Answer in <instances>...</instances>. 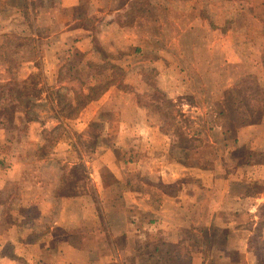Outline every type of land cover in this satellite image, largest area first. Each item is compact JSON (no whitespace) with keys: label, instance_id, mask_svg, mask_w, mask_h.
<instances>
[{"label":"rangeland","instance_id":"1","mask_svg":"<svg viewBox=\"0 0 264 264\" xmlns=\"http://www.w3.org/2000/svg\"><path fill=\"white\" fill-rule=\"evenodd\" d=\"M25 1L33 3L38 14L37 4L41 0ZM42 1L50 3L54 0ZM120 1L124 8L111 22L105 15L94 13L96 9L90 6V23L87 25L94 27V37L90 40L92 58L83 55L79 62L78 55L83 52L75 49L79 54L65 55L57 77L56 73L45 76L40 70L38 47L34 37L28 34L30 29L18 22V26L15 25V18L10 16L17 6L24 4V0H0V95L8 83L15 88L14 95L23 92L28 96L37 92L35 107L31 109V117L37 119L30 122L20 119L16 126L12 125L14 128L7 120V125H0L7 130L2 131V135H6L2 150L14 157L16 164L24 166L10 187L16 214L0 216V229L1 221L5 227L6 220L16 222L21 218L17 214H21L20 208L24 205L22 191L29 193L26 201H37L28 210L33 219L35 214L48 209L40 201L42 198L37 196L38 182L46 183L47 191L56 190L54 197L57 200L45 215L46 219H39L38 230L33 236L42 235L60 218L62 205L78 202L80 208L90 211V206L85 207L86 204L88 206L87 199L66 200L64 197H84L90 193L92 208L99 207L95 197L99 188L92 186V174L100 175L105 185L111 186L107 189L112 190H105L107 194L103 192V207L116 206L118 200L115 195L109 196L108 193L119 191L121 187L130 188L126 181L118 184V171L125 169V163L129 161L137 162L134 169L126 172L128 179L130 176L136 180L135 176L142 174L138 172L141 171L140 163L161 160L156 158H162L160 153L164 151L162 145L167 143V136L171 146L164 152L173 162L191 168L180 180L181 185L176 183L168 189L179 195L184 192L186 207L194 214V205L188 204L187 197L198 190L193 183L198 166L208 170L209 177L212 170L222 166L221 153L217 149V145L224 142L220 140L221 136L228 134L233 138L232 132L262 120L264 0ZM87 9L83 7L74 12L58 10L57 14L67 18L74 13L84 19L88 17ZM24 31L26 35L20 34ZM38 31L41 36L51 33L49 29ZM26 44L31 46L34 54L28 52L25 56L16 52V45ZM4 52L13 53V61H6ZM12 63L11 69L8 68ZM38 72L40 76L34 89L29 77ZM187 90L192 92L190 96ZM14 103H17L16 99ZM88 104L89 110L85 111ZM82 112H89L90 117L85 119ZM251 120L254 123L248 124ZM144 124L164 132V138H142L138 133ZM87 126L94 128L90 129L93 135L82 132ZM122 126L126 131L120 133ZM90 136L97 139L95 144L90 142ZM185 136H190V140ZM228 142L231 143L230 140ZM236 145L235 142L233 146ZM247 152L244 145L237 148L235 162L226 167L228 175L237 173L239 165L236 163L245 159ZM59 161L65 165L57 164ZM2 169L4 173L0 172V176H6L5 165ZM157 181V175L145 176L149 185L157 183L159 186ZM180 186L185 187L181 190ZM207 187L199 188L202 195ZM250 193L256 195V191ZM251 204L252 199L248 200L245 208H251ZM26 207L29 208L30 204L22 208ZM79 214L83 216L84 212ZM257 214L256 229L248 226L246 229L249 231L244 235L249 237L251 255L259 257L258 264H264V242L260 244L264 236L262 206L258 207ZM84 218L81 226L100 223ZM192 218L196 222L194 215ZM35 220L30 223L35 224ZM242 220L244 225L250 223L249 216ZM179 224L184 229L181 233L184 242L179 249L180 264H193L194 258L200 257L199 249L210 255L212 244L206 227L199 223L190 227ZM239 233L242 236V231ZM66 235L63 230L55 229L54 238L47 234L54 241ZM51 245L57 248L53 241ZM208 264L226 263L222 257L215 260L210 257Z\"/></svg>","mask_w":264,"mask_h":264},{"label":"crops","instance_id":"2","mask_svg":"<svg viewBox=\"0 0 264 264\" xmlns=\"http://www.w3.org/2000/svg\"><path fill=\"white\" fill-rule=\"evenodd\" d=\"M42 2L41 0V3L37 4L38 14L34 20L35 29L32 36L38 47L41 61L40 70L45 73V76L52 75V73L57 74L61 69L62 59L65 55L79 54L75 53V49L83 52L82 55H78L79 62L83 60V55L86 58H92L90 40L94 37V27L87 25L90 23V6L96 9L94 13L105 15L110 22L115 14L124 8V5H120V0ZM83 7L88 8V17H84V19L81 18V15L74 13L67 18H61L59 13L57 14L58 10L59 12H74ZM38 29H49L51 33L41 36ZM68 48H72V50L68 51ZM56 76L58 77V74ZM186 92L188 95L192 94L190 90ZM88 108L89 104L84 110L86 111ZM82 114L85 119L90 117L89 112H82ZM119 124L122 125V122ZM92 128V126H87L83 128L82 132L85 134L90 132L93 135L94 133L90 130ZM2 131L7 132V130L0 127V140L2 139L0 141V172L4 173L2 167L5 165L7 177L2 176L3 174L0 176L1 217L4 214L13 215L15 212L16 204H13L10 187L14 183L16 174L24 168V166L16 164L17 162L13 160L14 157L2 150L6 144L3 141L6 135H2ZM125 131L122 126L119 132ZM232 133H234L233 138H230L228 134L222 135L220 140L224 142L217 145L218 152L221 153L219 158L222 160V166L212 170L209 177H207L208 170L199 166L196 169L198 173H196L197 177L193 183L198 187V190H195L194 187L195 192L187 197L188 204L194 205V214L186 207V200L182 196L184 192L179 195V193L174 194L168 189L176 183L181 185L180 180L184 178L187 170L191 169L184 164L173 162L164 152L171 146L168 136L166 137L167 143L164 142L162 145L164 149L160 153L162 158L159 156L156 158L161 159V162L152 159L140 163L141 171L138 172L142 174H139L140 177L135 176L136 180L130 176L128 179L126 172L134 169L137 162L129 161L125 163V166L127 165L125 169L121 168L118 171V184H123L126 181L130 188L121 187L119 191L108 193L109 196L110 194L115 195L114 198L118 200L116 206L103 207L101 200L105 204V190L112 189H107L111 186H106L104 179H100V175L92 174V186L94 185L95 189L99 188L98 191L94 189L99 207L92 208L93 203L89 200L92 199L89 196L90 193L84 197H64L66 200L87 199L88 206L86 204L85 207L90 206V211L87 209L84 211L83 207H79L78 202H73L74 205L70 204L69 206L62 205L60 218L50 224V227L45 229L42 235L33 236V233L38 230L36 225H38L39 219L43 221L46 219L45 215L51 211L55 206V200H57L54 197L56 190L47 191L45 190L46 183H36L38 186L37 196L42 198L40 201L42 204L45 203L48 209L41 210L37 215H34L33 219L28 210L35 204L34 202L37 204V201L31 200L32 203L26 201L29 193L22 191L23 204H30V207L24 209L22 208L24 205H20L22 206V209L19 207L22 215L17 214L21 218H18L16 222L6 220L4 227V223L1 221L0 233L5 234H0V264H180L179 249L181 243L184 242L181 237L184 229L179 223L186 227L199 223L208 230L212 244L211 253L209 255V252L199 249L198 256L200 257L194 258L193 264H208L210 257L214 260L222 257L226 264H258L259 257L251 255L249 237L244 235V232L249 231L246 229L248 226H252L253 230L256 229L259 219L258 207L264 205V114L259 123L241 127ZM138 134L148 140H152V137L163 139L165 135L164 132H159L148 124H144ZM92 137L90 136V142L95 144L97 139ZM235 142L237 145L233 146ZM243 145L248 149L247 156L236 163L239 165L237 173L228 175L226 167L229 163L235 162L234 152ZM57 164L65 165L63 161H59ZM9 174H11L10 177ZM147 175H157L159 186L157 183L147 184L145 182ZM205 185L208 187L202 195L199 188L201 189ZM184 187L180 186L181 190ZM250 191H256V195H251ZM251 199L253 204H251V208L246 209L245 205ZM125 201H127L126 204ZM80 211L84 212L83 216L79 214ZM192 215L195 216L196 222ZM68 216L70 218H67ZM244 216L250 218V223L247 225H244L242 220ZM83 218L90 222L98 220L100 223L96 226L90 224L81 226L80 222ZM33 220L36 221L35 224L30 223ZM145 221L146 224H144ZM20 222L22 224H19ZM45 224L47 228V223L44 222ZM143 224L145 226H142ZM54 229L63 230L67 235L63 238H55L54 241L47 236L50 233V236L54 238ZM240 231L243 233L242 236ZM19 232L26 236H20ZM51 241L57 245V248L51 245ZM263 242L264 236H262L260 244Z\"/></svg>","mask_w":264,"mask_h":264},{"label":"trees","instance_id":"3","mask_svg":"<svg viewBox=\"0 0 264 264\" xmlns=\"http://www.w3.org/2000/svg\"><path fill=\"white\" fill-rule=\"evenodd\" d=\"M34 10H35V5L33 3H29L28 1L24 0V4L22 6H17L13 10V12L10 14V16H12L13 19L15 18L14 19L15 25L18 26V23L22 25L25 24L28 27V29H30V32L28 33L30 36H32V34L34 33V29H35L34 20L36 19L37 13ZM25 33L27 32L24 31V32H21L20 34L24 35ZM16 46L18 47L16 51L18 53H21L23 55L27 54L28 52L30 54H34L33 52L34 50L31 49V46L29 44L16 45ZM10 54L11 53L4 52L3 57L6 61L11 62L15 58V57L14 58L11 57L13 53L12 55ZM12 66H13V63L10 64L8 68L11 69ZM39 76H40V72L32 73L29 77V81L32 83V86L34 89H36V86L38 84L37 78ZM14 89L15 88H13L11 83H8L3 87L2 94L0 95V118L3 117L4 119L2 120L1 118L0 125H4V123L5 125H7V122H8L9 126L13 127L17 125V122L20 119L24 120L25 122H30L31 120L37 119V117H31V114L33 112L31 111V109L32 107H35V98H36L37 92L29 94L28 96L26 95L24 96L23 92L21 94L14 95V92H15ZM15 99L17 100L16 104L14 103ZM66 105L70 106L69 103H66ZM71 105L74 106L72 103ZM5 120H7V122ZM252 123H254L253 120L248 122V124H252ZM184 138H186L187 140H190L189 137L185 136ZM193 139L194 138H192V140ZM262 207L264 208V205Z\"/></svg>","mask_w":264,"mask_h":264}]
</instances>
